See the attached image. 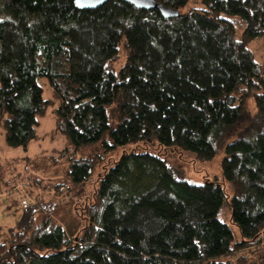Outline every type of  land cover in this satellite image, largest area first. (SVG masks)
Segmentation results:
<instances>
[{
    "label": "trees",
    "instance_id": "16d2710c",
    "mask_svg": "<svg viewBox=\"0 0 264 264\" xmlns=\"http://www.w3.org/2000/svg\"><path fill=\"white\" fill-rule=\"evenodd\" d=\"M74 1L0 0L4 142L27 150L49 110L66 140L0 168L20 210L0 264H264V0ZM188 157L222 181L190 183Z\"/></svg>",
    "mask_w": 264,
    "mask_h": 264
},
{
    "label": "rangeland",
    "instance_id": "374dc122",
    "mask_svg": "<svg viewBox=\"0 0 264 264\" xmlns=\"http://www.w3.org/2000/svg\"><path fill=\"white\" fill-rule=\"evenodd\" d=\"M191 8L203 9V6H197L195 2L191 1L184 8L183 12ZM248 48L253 53L256 61H264L263 40L258 39L252 41L248 45ZM121 64L122 59L116 63L115 67L118 68ZM38 85L43 90V97L48 98L50 96V90L46 80H38ZM39 122L40 125L37 128L39 139L37 141L31 142L27 150H23L22 148L7 147L3 139V134L0 131V168L2 171H5L6 175L10 173L13 167L16 168V171L22 173L27 167L28 159L30 160L41 154H48L53 151H58L65 147L66 140L60 134L54 133L56 121L51 110H49ZM220 159V157H216L211 161L203 162L196 160L194 157L185 158L182 161V165L184 167L187 180L193 184H202L206 180L217 178L219 182H221L222 179L219 165ZM4 193V187L0 185V195ZM19 214L20 210L17 193L0 196V228L2 230L15 226L19 218ZM74 214L71 216V218L69 217L71 220L70 224L73 220L72 218H74L76 221Z\"/></svg>",
    "mask_w": 264,
    "mask_h": 264
},
{
    "label": "water",
    "instance_id": "95a60500",
    "mask_svg": "<svg viewBox=\"0 0 264 264\" xmlns=\"http://www.w3.org/2000/svg\"><path fill=\"white\" fill-rule=\"evenodd\" d=\"M108 0H75V6L78 10H95L105 4ZM132 4L139 10H157L164 18H172L178 16V12L167 9L155 0H121Z\"/></svg>",
    "mask_w": 264,
    "mask_h": 264
}]
</instances>
